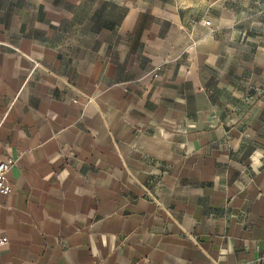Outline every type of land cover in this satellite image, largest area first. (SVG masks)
Masks as SVG:
<instances>
[{
	"label": "crops",
	"instance_id": "obj_1",
	"mask_svg": "<svg viewBox=\"0 0 264 264\" xmlns=\"http://www.w3.org/2000/svg\"><path fill=\"white\" fill-rule=\"evenodd\" d=\"M96 1L0 0V264H264V96L232 102L220 53L182 79L184 0Z\"/></svg>",
	"mask_w": 264,
	"mask_h": 264
},
{
	"label": "rangeland",
	"instance_id": "obj_2",
	"mask_svg": "<svg viewBox=\"0 0 264 264\" xmlns=\"http://www.w3.org/2000/svg\"><path fill=\"white\" fill-rule=\"evenodd\" d=\"M49 1H53L56 9H64L70 15L83 17L89 23L92 13L101 8V2L96 0H86L85 9L75 5L79 0ZM209 1L210 4L200 1L197 6L196 1L194 5L191 0H184L180 12L182 26H172L168 22L162 29L177 47V53H192V57L181 55L177 58L180 66L184 69L190 66L200 68L198 73L195 68L194 74L182 79L209 83L212 77L206 58L195 56L194 53H220L222 58L219 65L229 64L230 67L233 87L229 93L230 100L236 102L240 94L241 101L248 106L258 96H264V0ZM101 12L102 24H105L107 21L121 22L127 9L119 4H108ZM69 44L72 46L75 43ZM169 51L171 53V49ZM199 108L202 110L204 106Z\"/></svg>",
	"mask_w": 264,
	"mask_h": 264
},
{
	"label": "built area",
	"instance_id": "obj_3",
	"mask_svg": "<svg viewBox=\"0 0 264 264\" xmlns=\"http://www.w3.org/2000/svg\"><path fill=\"white\" fill-rule=\"evenodd\" d=\"M12 169L11 163L0 161V194L10 195L13 192V186L8 179V175ZM7 241L5 238H0V248L5 246Z\"/></svg>",
	"mask_w": 264,
	"mask_h": 264
}]
</instances>
